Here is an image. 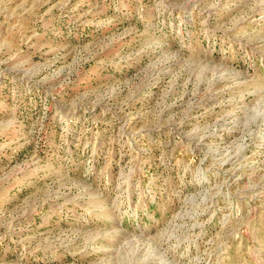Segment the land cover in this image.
Returning a JSON list of instances; mask_svg holds the SVG:
<instances>
[{"label": "rangeland", "instance_id": "1", "mask_svg": "<svg viewBox=\"0 0 264 264\" xmlns=\"http://www.w3.org/2000/svg\"><path fill=\"white\" fill-rule=\"evenodd\" d=\"M0 264H264V0H0Z\"/></svg>", "mask_w": 264, "mask_h": 264}]
</instances>
